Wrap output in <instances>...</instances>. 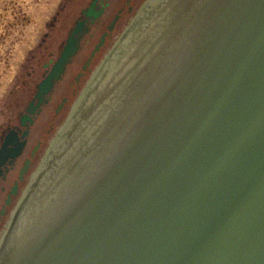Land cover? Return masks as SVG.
I'll return each mask as SVG.
<instances>
[{"label":"water","instance_id":"obj_1","mask_svg":"<svg viewBox=\"0 0 264 264\" xmlns=\"http://www.w3.org/2000/svg\"><path fill=\"white\" fill-rule=\"evenodd\" d=\"M89 31L77 23L29 113ZM0 264H264V0H148L52 142Z\"/></svg>","mask_w":264,"mask_h":264},{"label":"rangeland","instance_id":"obj_2","mask_svg":"<svg viewBox=\"0 0 264 264\" xmlns=\"http://www.w3.org/2000/svg\"><path fill=\"white\" fill-rule=\"evenodd\" d=\"M90 1H2L0 5V56H3L4 60H0V122L4 117V106L5 110H8L9 105L14 103L15 105L22 103L21 106H23L34 95L37 84L45 74L44 63L57 59L77 17L82 9L90 4ZM109 1L110 6L107 7L101 20L94 25L95 36L88 35L84 41V46L89 42L86 46L89 52L101 32L104 31L106 24L116 15L126 0ZM142 2L143 0H134L133 5H140ZM128 13L126 9L124 22L129 17ZM122 26L119 27L118 32L122 31ZM28 57L30 60L27 61ZM78 60H80L78 66L73 64L66 78L56 86L52 102L44 112L47 121L44 124L40 122L37 127V135L45 136L47 131H51L46 136L47 140L51 139L55 132L54 128L60 123V119L65 118L70 109V103L74 100L71 96L74 90L72 84L76 74L81 71L84 59ZM25 63L26 67L23 66L26 65ZM28 71L32 75L29 80L30 87L25 86L24 83L28 80ZM65 96H70V102L59 116L56 114V109ZM37 140L38 138L35 137L32 141L37 142ZM2 185L3 183H0V208L7 194L1 189ZM18 199L16 198V201Z\"/></svg>","mask_w":264,"mask_h":264},{"label":"flooded vegetation","instance_id":"obj_3","mask_svg":"<svg viewBox=\"0 0 264 264\" xmlns=\"http://www.w3.org/2000/svg\"><path fill=\"white\" fill-rule=\"evenodd\" d=\"M2 1L3 0H0V5ZM93 1L94 0H91L90 4L86 8L82 9L80 15L77 17L75 22L76 24L78 21H85L86 25L89 24L90 31L83 37L82 45L80 47L78 54L72 59L70 64L67 66L63 79L60 82H62L66 78V76L69 73V68L73 64H76L78 66L80 61L78 59L81 58V60L84 59V61L81 66V71H79L76 74V76L74 77V82L72 84L74 89L71 95L74 98L72 102L73 104L70 103L71 104L70 109L67 112L65 118L60 119V123L57 125L56 128H54L55 132L51 137V139L47 140L46 138V136H48L51 131H47L46 133L47 135L45 136L41 134L37 135L36 133H37V127L39 126L40 122H43L44 124L47 121L44 112L46 110V107L52 102L54 94L56 93V88H57L56 86L58 85L59 82L55 85V88L53 89L51 94L47 96L48 102L44 103L35 114L29 113L28 108L33 100L37 102V100L35 99L37 86L34 95L29 98V101L25 105L21 106L22 103H18V105H15L14 103L9 105L8 110H5V106L3 108L4 117L3 120L0 122V151L3 149L4 144L6 143L8 137L12 138L11 141L16 142V143L8 144L7 146L8 148H15L16 146H18V144L21 143H24V145L22 147L20 154L17 157L15 158L11 156L6 157L5 159H3V162L0 165V183H3L1 189L3 190V192H7L6 198L4 199V202L2 203V206L0 208V241L13 220L15 210L17 207L16 198H21V196H23L27 188L30 186L37 172V169L41 166L42 162L44 161L48 153L49 146L52 140L57 136L58 132L60 131L65 121L67 120L77 98L83 92V89L85 88V86H87L88 82L95 74L97 68L101 64H103V62L108 58L111 52L115 50V47L122 39L125 31L132 25L135 18L139 16V10L147 0H143V2L140 5L138 4L135 6L133 5L134 0H126L125 3L118 9L116 15L112 19H110L108 24H106L104 31L101 32L100 37L94 43L91 51L89 52V49H87L86 47L89 44V42L84 46V41L88 35L95 36L94 25L101 20V18L106 12L107 7L110 6L109 0H99L97 2V5L94 7V9L100 10L101 8H104V12L95 22H92L91 18L83 14V11L89 8ZM126 9L129 12L128 13L129 17L124 22L123 19ZM115 18L118 19L116 21L114 29L112 31H109L108 28ZM120 26H122V31L118 32ZM103 34H107L105 37V43L100 48V50L96 52V54L92 57V53L96 45L100 42V39L103 36ZM0 60H4L3 56H0ZM28 60H30L29 57L27 58V61ZM51 61L53 60L44 63L45 74L43 78L46 76L48 70L53 64ZM49 63L50 66L48 65ZM23 66L26 67L27 64ZM31 76H32L31 72L28 71V77H27L28 80L27 82L26 80L24 82L25 86L27 87H30L29 80L31 79ZM81 84L83 85L80 86ZM69 102H70V96H65L61 104H59V106L57 107L56 114H59L60 116L62 114L61 112L66 108ZM25 115H29L30 119L26 121V124H23L22 118ZM35 137L38 138L37 142L32 141L33 138ZM25 167H27V169L21 180L20 179L21 171ZM16 184H17V193L12 194L9 203H7V199H9V196L14 190Z\"/></svg>","mask_w":264,"mask_h":264}]
</instances>
